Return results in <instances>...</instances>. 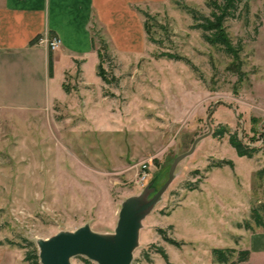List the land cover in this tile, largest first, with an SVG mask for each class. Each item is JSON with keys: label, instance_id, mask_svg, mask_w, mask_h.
<instances>
[{"label": "rangeland", "instance_id": "1", "mask_svg": "<svg viewBox=\"0 0 264 264\" xmlns=\"http://www.w3.org/2000/svg\"><path fill=\"white\" fill-rule=\"evenodd\" d=\"M185 7L209 16L206 0L142 9L137 54L115 53L94 26L104 56L95 72L89 65L85 79L65 77V96L51 108L0 113V248L13 264H28L29 244L38 252V241L60 233L86 226L113 235L122 204L148 190L151 200L175 162L141 220L130 264H220L214 249L234 251L227 264H264V231L244 228L264 201V0H243L225 22L241 46L234 62L204 40ZM222 126L229 133L214 138ZM230 134L258 152L237 156ZM224 161L232 167H218ZM69 264L96 263L77 256Z\"/></svg>", "mask_w": 264, "mask_h": 264}, {"label": "crops", "instance_id": "2", "mask_svg": "<svg viewBox=\"0 0 264 264\" xmlns=\"http://www.w3.org/2000/svg\"><path fill=\"white\" fill-rule=\"evenodd\" d=\"M166 1L0 0V113L51 108L65 96V77L78 71L85 79L89 65L95 72L94 26L103 30L115 53L141 52L145 28L140 11ZM52 38L60 41L54 51L45 43ZM6 255L13 264L11 251L3 248L0 264H6Z\"/></svg>", "mask_w": 264, "mask_h": 264}, {"label": "water", "instance_id": "3", "mask_svg": "<svg viewBox=\"0 0 264 264\" xmlns=\"http://www.w3.org/2000/svg\"><path fill=\"white\" fill-rule=\"evenodd\" d=\"M195 143L189 153L193 152ZM175 163L168 181L151 200H146L148 190L141 197L130 198L122 204L113 235L101 236L85 226L73 233H60L49 240L38 241L39 264H69V260L77 256L96 264H130L141 220L170 183Z\"/></svg>", "mask_w": 264, "mask_h": 264}, {"label": "trees", "instance_id": "4", "mask_svg": "<svg viewBox=\"0 0 264 264\" xmlns=\"http://www.w3.org/2000/svg\"><path fill=\"white\" fill-rule=\"evenodd\" d=\"M243 0H206V5L209 8V16L204 17L200 16L196 11L191 9H186L188 13L191 15L192 19L197 23L195 25L196 29H201L203 32L204 40L211 46L220 47L223 52L228 55L233 62L237 61L240 56L241 46H234L229 39L225 22L228 18L232 17L237 10L238 5ZM94 44V43H93ZM94 49V45H93ZM99 61L101 63L103 54L97 53ZM100 64L98 65V68ZM48 73L49 76L52 75V60L49 56L48 58ZM229 133L226 127L222 126L218 130H214L212 136L214 138H222L225 134ZM229 145L235 150L237 156L245 157L248 159L253 158V156L258 152L255 148H250L242 144L241 141L237 139L234 134H230L228 136ZM218 167L222 165H227L232 167V163L230 161H224L220 163ZM258 175L262 178V172L259 171ZM264 198V194H263ZM245 230L253 231L256 229H261L264 231V201L259 202L255 207H252L250 210V220L245 222L244 225ZM169 244L174 246H179V243H176L174 240H166ZM1 245V244H0ZM29 250H26L24 255V261L28 264H39L38 252L37 250L29 244ZM158 253L160 256L166 260V256L163 251L159 250ZM234 253L233 250L225 249V250H212V255L215 258L216 262L220 264H227L229 262L230 257ZM249 252L247 250L241 251L238 253V262L244 263L248 259ZM230 264H236L231 262Z\"/></svg>", "mask_w": 264, "mask_h": 264}, {"label": "built area", "instance_id": "5", "mask_svg": "<svg viewBox=\"0 0 264 264\" xmlns=\"http://www.w3.org/2000/svg\"><path fill=\"white\" fill-rule=\"evenodd\" d=\"M45 43L50 51H54L59 47L60 41L57 38H52L47 40Z\"/></svg>", "mask_w": 264, "mask_h": 264}]
</instances>
